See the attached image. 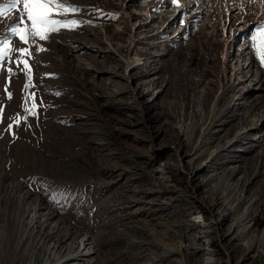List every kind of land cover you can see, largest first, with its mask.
<instances>
[{"label":"rangeland","instance_id":"374dc122","mask_svg":"<svg viewBox=\"0 0 264 264\" xmlns=\"http://www.w3.org/2000/svg\"><path fill=\"white\" fill-rule=\"evenodd\" d=\"M67 2L0 17V264H264V0Z\"/></svg>","mask_w":264,"mask_h":264},{"label":"snow or ice","instance_id":"6c2138e0","mask_svg":"<svg viewBox=\"0 0 264 264\" xmlns=\"http://www.w3.org/2000/svg\"><path fill=\"white\" fill-rule=\"evenodd\" d=\"M172 3L178 4L179 0H172ZM22 4L21 14L17 17L19 23H24V16L26 15L27 21H30V29H21L19 24L15 27H11L10 31L19 36V39L27 44L28 36L39 37V39H47L51 32L59 31L61 28H73L78 26L81 21L56 19L61 13H76L80 9L78 6L70 4L67 0H4V3L0 4V17H6L8 13H11L14 9H19ZM252 47L256 49L257 55L261 62L264 63V24L257 27L256 34L252 37ZM10 48L9 43H5L4 50L0 51V57L7 54ZM21 57L24 55H30V51L27 48L18 49ZM20 63L24 64L25 69L30 72L31 69L26 60L21 59ZM11 72V69H9ZM10 95V94H9ZM31 99L34 100V94ZM35 104L31 109H26L31 115H35ZM18 122V120H17Z\"/></svg>","mask_w":264,"mask_h":264},{"label":"bare ground","instance_id":"6f19581e","mask_svg":"<svg viewBox=\"0 0 264 264\" xmlns=\"http://www.w3.org/2000/svg\"><path fill=\"white\" fill-rule=\"evenodd\" d=\"M110 73H112V72H110ZM112 74L114 75V73H112ZM248 80L249 79H246V81H248ZM255 128H257V127H255ZM248 134L249 133H247V135ZM238 141H239V139L235 140L231 146L235 145ZM234 171H235L234 169L231 170L230 174L233 175ZM81 247L83 248L82 250H81ZM206 251L207 250L204 247H201V248L192 247V253H190V256L192 257V260H194V262L196 264H222L221 261H219L218 259H214L213 255H211V253L206 252ZM90 254H91V252L88 249H86L85 244L82 243L78 247V249L70 252L67 256H64V257L61 256L60 258H57L56 261L54 262V264H74L75 261H78L81 258L88 257ZM206 256H208L209 258L207 259ZM194 257H196V259H193ZM225 264H227V263H225Z\"/></svg>","mask_w":264,"mask_h":264}]
</instances>
